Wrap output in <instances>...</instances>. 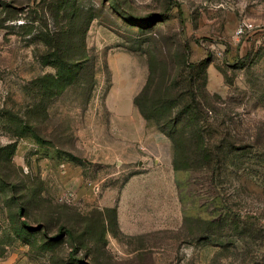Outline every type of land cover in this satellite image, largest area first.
<instances>
[{
  "label": "rangeland",
  "instance_id": "obj_1",
  "mask_svg": "<svg viewBox=\"0 0 264 264\" xmlns=\"http://www.w3.org/2000/svg\"><path fill=\"white\" fill-rule=\"evenodd\" d=\"M0 264H264V0H0Z\"/></svg>",
  "mask_w": 264,
  "mask_h": 264
},
{
  "label": "trees",
  "instance_id": "obj_2",
  "mask_svg": "<svg viewBox=\"0 0 264 264\" xmlns=\"http://www.w3.org/2000/svg\"><path fill=\"white\" fill-rule=\"evenodd\" d=\"M147 88H148V85H146L144 87L143 91H145ZM136 106L138 108H140L139 103H137V102H136ZM170 107H171V103L165 102V100H163V101L157 103L155 105V107L152 108L151 111H153V113H159V111H161V110H168V109H170ZM186 109H188L186 111H188L187 113H189L190 108L187 107ZM140 112H141V114L143 115V117L147 121L153 120L155 122V125H156L157 130L159 132H161L163 135H165L171 141V143H172V145L174 147V161H173V166H174V169L176 171L179 170V167H178V156H179V154H178V150H177V141L175 140V135L174 134L176 132V126H178L179 123H181V119L180 120L178 119V120L175 121V120H172L170 117L167 118L166 120H163V118H161V117H152V116L147 115V112L145 111V109H142V108H140ZM184 115H187V114H184ZM191 115H193V113H191ZM168 122L170 124H168ZM193 123H194V121H193ZM166 125H172V127H173V129L175 131L174 134L168 132L169 130L166 128ZM193 125L195 126V130L197 129L198 132L201 131L200 130V127H198V124H193ZM197 147H201V145L197 144ZM201 149H202V147H201ZM203 151L206 154L205 155V158H204L205 161L209 162L208 150L207 149H205V150L203 149ZM189 154H191V152L187 151V153H186V160L189 159V158H187V156Z\"/></svg>",
  "mask_w": 264,
  "mask_h": 264
},
{
  "label": "built area",
  "instance_id": "obj_3",
  "mask_svg": "<svg viewBox=\"0 0 264 264\" xmlns=\"http://www.w3.org/2000/svg\"><path fill=\"white\" fill-rule=\"evenodd\" d=\"M258 26L255 22L244 20L236 29L235 35L238 38H244L249 34H252L257 31Z\"/></svg>",
  "mask_w": 264,
  "mask_h": 264
},
{
  "label": "crops",
  "instance_id": "obj_4",
  "mask_svg": "<svg viewBox=\"0 0 264 264\" xmlns=\"http://www.w3.org/2000/svg\"><path fill=\"white\" fill-rule=\"evenodd\" d=\"M167 141H168V140H167ZM168 145H169V146H168V151H169V153H170V150H171V146H170L171 144H170V142H168Z\"/></svg>",
  "mask_w": 264,
  "mask_h": 264
}]
</instances>
